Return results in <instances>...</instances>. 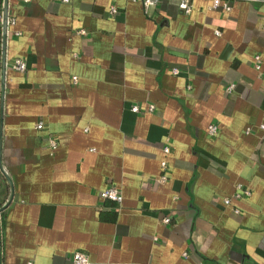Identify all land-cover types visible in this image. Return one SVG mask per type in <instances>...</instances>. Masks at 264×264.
<instances>
[{
	"label": "crops",
	"instance_id": "crops-1",
	"mask_svg": "<svg viewBox=\"0 0 264 264\" xmlns=\"http://www.w3.org/2000/svg\"><path fill=\"white\" fill-rule=\"evenodd\" d=\"M227 1L8 0L1 264H264V0Z\"/></svg>",
	"mask_w": 264,
	"mask_h": 264
},
{
	"label": "built area",
	"instance_id": "built-area-1",
	"mask_svg": "<svg viewBox=\"0 0 264 264\" xmlns=\"http://www.w3.org/2000/svg\"><path fill=\"white\" fill-rule=\"evenodd\" d=\"M21 1L24 2V3H28V2H30L32 0H21ZM60 1L63 2V3L70 2V0H60ZM157 1L158 0H141V3L143 4V6L145 8H147L150 5H154ZM178 1H179L178 2L179 3L178 4L179 8L183 11V13L188 14L190 12V10H191V0H178ZM211 1H212V5L213 6H221L225 10H229V8H230L227 0H211ZM114 10H115L114 7H111V11H114ZM0 23L2 24V14H0ZM12 23H14V19L10 18L8 16V18H7V28ZM253 67L256 70H264L262 65L260 64L258 56H256L255 59H254ZM12 68L17 70V71H24L26 69V63L22 59H15L13 61V63H12ZM73 79L75 80L76 78L73 77ZM233 88H234V84L230 83V84L227 85L226 90L227 91H231ZM131 109H132V111H135V112H138V110H139L138 106H136V105H133L131 107ZM36 128L37 129H42L43 128V123L39 122L36 125ZM207 133L210 136H214L217 133V126L215 124L209 125L207 127ZM49 140H50L51 146L55 147V145H56L55 140L54 139H49ZM163 152L165 154L169 153V147L167 145H165L163 147ZM160 167H161V170H162V174L160 176V180L161 181H165L166 178H167V175H166L167 163H166L165 160H162L160 162ZM243 192L247 193V191H243ZM100 197L102 199H106V200H110V201H114V202H120L122 200L121 192L115 186H109V187L105 188L104 190H102L100 192ZM224 202L226 204H228L230 202V199H224ZM162 222L163 223H169L170 219L168 217H164L162 219ZM71 261H72V264H92V262L90 261L88 255L86 253L82 252V251L73 252L72 255H71ZM28 264H32V263L29 262Z\"/></svg>",
	"mask_w": 264,
	"mask_h": 264
},
{
	"label": "water",
	"instance_id": "water-1",
	"mask_svg": "<svg viewBox=\"0 0 264 264\" xmlns=\"http://www.w3.org/2000/svg\"><path fill=\"white\" fill-rule=\"evenodd\" d=\"M8 0L3 1V15H2V52H1V71H0V171L8 185L9 195L6 201L0 204V213L9 205L13 196V186L11 179L4 169L1 161V128L3 121V98L5 87V51H6V32H7V18H8ZM0 264H1V224H0Z\"/></svg>",
	"mask_w": 264,
	"mask_h": 264
}]
</instances>
